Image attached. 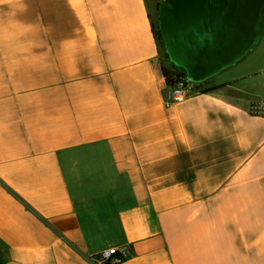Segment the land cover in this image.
<instances>
[{
    "label": "crops",
    "instance_id": "crops-1",
    "mask_svg": "<svg viewBox=\"0 0 264 264\" xmlns=\"http://www.w3.org/2000/svg\"><path fill=\"white\" fill-rule=\"evenodd\" d=\"M149 0H0V264H264V49L170 97Z\"/></svg>",
    "mask_w": 264,
    "mask_h": 264
},
{
    "label": "water",
    "instance_id": "water-1",
    "mask_svg": "<svg viewBox=\"0 0 264 264\" xmlns=\"http://www.w3.org/2000/svg\"><path fill=\"white\" fill-rule=\"evenodd\" d=\"M159 27L170 62L203 84L257 48L264 0H163Z\"/></svg>",
    "mask_w": 264,
    "mask_h": 264
},
{
    "label": "built area",
    "instance_id": "built-area-1",
    "mask_svg": "<svg viewBox=\"0 0 264 264\" xmlns=\"http://www.w3.org/2000/svg\"><path fill=\"white\" fill-rule=\"evenodd\" d=\"M196 85L187 78L180 79L174 86L169 87L170 97L176 101L186 100L200 92ZM128 257L125 249L111 248L101 252L95 260L97 264H123Z\"/></svg>",
    "mask_w": 264,
    "mask_h": 264
},
{
    "label": "trees",
    "instance_id": "trees-1",
    "mask_svg": "<svg viewBox=\"0 0 264 264\" xmlns=\"http://www.w3.org/2000/svg\"><path fill=\"white\" fill-rule=\"evenodd\" d=\"M153 29H154V27H153ZM155 35H156V40L158 42L159 48L163 50V55H164V58H165L164 61H166L168 63V65H169L168 67L163 65V68H162L163 74H164V77L166 78V82H167L168 87H172L180 79L187 78V75H186V72L183 69L177 68L175 65H173L170 62L169 56L166 53L165 46H164V43H163L162 33H161L159 28H158V32L155 33ZM209 82H210V80L207 81L206 83H203V84H197L196 87L198 88L199 91H202L203 89L206 88V86L209 84Z\"/></svg>",
    "mask_w": 264,
    "mask_h": 264
},
{
    "label": "rangeland",
    "instance_id": "rangeland-1",
    "mask_svg": "<svg viewBox=\"0 0 264 264\" xmlns=\"http://www.w3.org/2000/svg\"><path fill=\"white\" fill-rule=\"evenodd\" d=\"M149 1L151 2V13L150 14L152 17L153 27H154L155 33H157L158 28L160 29V27H159V10H160V6L163 4V0H149ZM257 47H258L257 50L264 49V36H263L261 42L259 43V45ZM160 58L163 61L165 60L162 49H160Z\"/></svg>",
    "mask_w": 264,
    "mask_h": 264
}]
</instances>
